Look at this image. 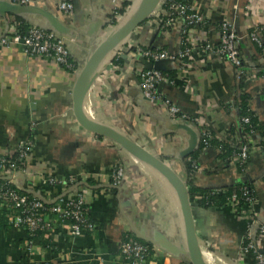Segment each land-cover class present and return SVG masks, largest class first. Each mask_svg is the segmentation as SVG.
<instances>
[{"label": "crops", "instance_id": "crops-1", "mask_svg": "<svg viewBox=\"0 0 264 264\" xmlns=\"http://www.w3.org/2000/svg\"><path fill=\"white\" fill-rule=\"evenodd\" d=\"M62 1L30 0L28 10L19 16L0 14V36L11 35L15 19L20 16L30 25L51 32H57V23L61 30L57 33L74 40L69 44L70 53L80 58L88 51L90 41L106 29L108 17L127 0H79L80 9L72 18L59 12ZM140 1L136 0L118 25L105 33L104 41L129 23ZM192 1L207 24L187 29L185 41L196 49L190 61L162 63V72H174L176 77L172 83L160 84L159 94L194 120L195 127L189 126L198 138L204 130L217 137L232 127L237 129L233 105L244 94L251 96V111L264 122V44L259 47L246 38L254 25H264V0ZM223 19L232 24L240 38V56L252 80L239 82L229 62L200 50L206 42L218 43ZM184 28L183 22L176 21L170 30L162 31L158 19L150 18L136 30L135 42L173 55L181 48ZM121 47L96 69L85 99V115L121 133H141L148 141L159 142L160 151L168 159H178L189 147L191 135L175 130L166 108L151 106L144 100L138 71L146 69V65L134 52L121 55L123 67L114 63L108 66ZM75 82L76 74L51 60L29 56L21 45L0 51V155H12L34 134L36 142L22 174L26 187L52 205L68 195L59 187L47 186V179L75 177L86 193L89 215L98 225L96 233L73 238L68 225L58 223L52 232L36 238L27 252L28 233L10 222L8 230L0 231V264H129L120 255L127 234L142 236L151 245L153 255L146 264H190L174 188L148 164L131 156L119 188L115 192L110 188L112 169L124 155L109 148L111 141L96 137L76 121L72 100ZM121 119L134 124L129 123L134 130L128 132L129 127L123 126ZM219 153L217 147L200 152L197 162L203 175L194 179L195 185L222 188L250 182L257 199L251 210L255 222L252 224L245 217L248 215L242 218L229 208H194L201 254L207 264H255L254 255L243 256L240 248L247 234L257 241L258 228L264 225V151L254 146L242 168L234 162L221 165ZM173 163L181 174L182 165ZM162 240L178 252L164 249ZM260 240L264 251V236Z\"/></svg>", "mask_w": 264, "mask_h": 264}, {"label": "built area", "instance_id": "built-area-1", "mask_svg": "<svg viewBox=\"0 0 264 264\" xmlns=\"http://www.w3.org/2000/svg\"><path fill=\"white\" fill-rule=\"evenodd\" d=\"M13 5H24L29 6L30 0H6ZM164 0L163 3H166ZM58 10L60 13L67 17H73L74 6L71 1L64 0L60 3ZM114 10L112 14L115 13ZM158 13L156 16L152 15L153 18L158 19V26L162 31L166 30L167 27H171L176 21L184 23V30H182V41L181 48L176 54H169L165 51L152 50L140 43L132 45L135 48V56L139 57L146 63L155 65L158 62L163 61H178L184 62L194 57L196 49L190 47L185 39L187 33V26L191 25H206L207 21L192 5L189 7L183 6L178 3H173L169 9H163V5L158 6L156 9ZM118 18V16H117ZM119 18L117 21H119ZM118 23V22H117ZM219 38L217 44H211L209 42L204 43L201 46V52L204 54H215L221 60L229 62L234 68L235 75L238 81L243 83L246 80H252V77L248 78V72L243 64L242 57L239 51L240 38L233 28L232 24L228 23L224 19L219 23ZM32 26V25H31ZM251 43L261 47L264 44V25L256 24L253 26L250 34L246 37ZM74 42L71 38H65L59 35L57 32L48 31L42 27L32 26L31 29L25 34L21 35L17 27L14 25V30L11 35L0 36V51L9 46L21 45L25 48L29 56H39L45 59L51 60L57 65L64 67L70 71L72 65L68 62V57L71 56L69 44ZM121 56V55H120ZM112 63H114L112 61ZM110 63V64H112ZM70 73V72H69ZM76 74L77 72L73 73ZM138 77L140 79V89L143 93L144 100L147 101L151 106L164 107L168 112V119L174 124H191L194 120L187 115L183 114L178 106L172 104V102L163 98L159 92L158 87L163 83H172L171 80L162 71L154 69H143L138 71ZM194 123V122H193ZM242 124H250L249 118H243ZM238 130L234 135L230 134V131L222 133L220 136H215L210 130H204L201 134V144L203 150L209 149L212 146L210 141L216 138L219 141H226L231 143L235 148H238V155L233 160L238 168L244 167L248 163L250 156L254 151V146L260 147L264 151L263 140L259 134L255 131L247 133L241 137ZM33 134V132H32ZM258 137V139H257ZM245 141V144L242 142ZM34 134L30 140L24 145L18 146L17 150L13 153H18L19 162L23 165L27 158L30 156L33 148ZM12 154V155H13ZM11 155H0V178H7L9 185L13 184L14 179L18 175L25 173L24 171H16V167L12 165L9 169L6 168V160L4 157ZM218 162L224 165L219 159ZM169 163V162H168ZM179 167V166H177ZM179 171L182 170L179 167ZM203 175L200 167L198 166L195 179L197 176ZM125 176L123 167L119 165L112 169L111 182L112 187H119ZM195 183V182H194ZM47 186H56L61 188L62 193H68V196L60 198L56 203H53L50 208L46 207V203L33 197L29 199L25 195H21L15 190L9 188H0V199L8 203L6 206L12 212L18 210L19 214H16L11 218V224L18 229L25 230L28 235L30 242L27 243V252L32 250V245L36 239L37 233L44 235L52 232L56 229V225L67 224L69 235L73 238H78L86 234H94L98 230V225L90 219L88 201L86 199V193L81 190L75 177L61 178V177H50L46 181ZM78 187V188H76ZM242 196L246 198V207H239V197L235 194L229 200L228 204L222 208H229L235 212L238 216L248 219L252 224L255 222V218L251 212L253 205L257 199L253 193L246 188L242 190ZM203 196L198 195L196 197L190 196L192 205H197V201ZM217 208V207H216ZM264 236V225H260L258 228L257 241H253L251 236L247 234L245 240L240 248V254L246 256L253 254L255 257V264H264V251L260 247V240ZM256 240V238H255ZM260 242V244H259ZM148 245L135 240L123 241L120 246V255L126 263L129 264H146L150 259L148 256Z\"/></svg>", "mask_w": 264, "mask_h": 264}, {"label": "water", "instance_id": "water-1", "mask_svg": "<svg viewBox=\"0 0 264 264\" xmlns=\"http://www.w3.org/2000/svg\"><path fill=\"white\" fill-rule=\"evenodd\" d=\"M151 0H141L139 5L132 16L129 23L119 31L115 32L107 38L105 41H102L101 44L94 50L85 66L76 76V82L74 85V89L72 92V100H73V114L75 116L76 121L79 123L81 127H83L88 132L92 133L96 137L107 139L117 146H119L122 150L131 154L134 158H137L150 167H152L155 171L160 173L168 183L174 188L177 198L180 202V210L182 213V219L185 227L186 233V242H187V256L190 261V264H207L201 254L200 244L198 241L195 219H194V211L193 206L190 201L189 188L187 186L186 180L181 176L180 173L176 171L172 165L168 162H163L160 160L153 152L143 147L136 141L130 139L123 133L113 129L112 127L98 122L91 121L84 113V104L87 93L89 91L90 85L92 83L93 77L95 76L96 69L104 63L107 57L116 51L120 46H124L131 35L149 18L152 17L153 12L158 8L161 3L163 5L164 0H159L156 6H150ZM163 1V2H162ZM74 6V12H77L80 9L79 0H72ZM28 6L24 5H13L8 1L0 0V14L2 15H13L19 16L25 11L28 10ZM126 15V14H125ZM48 19L53 20L50 16ZM56 23V22H55ZM109 23V22H108ZM55 27L60 28V26L56 23ZM56 29L57 32H61L60 29ZM120 51V50H119ZM118 53V51H117ZM116 54L114 55V57ZM114 57L110 60L113 61ZM109 62V63H110ZM164 62V61H163ZM158 62L155 65L143 63L146 65V69H154L157 71H164L162 63ZM190 124H177L176 128L183 129L187 133L191 135V142L189 147L181 153V158L186 159L193 153H195L199 147L200 142L199 138L191 131L189 126ZM192 127H195V124H191ZM2 180L8 181L10 178H1ZM25 177L24 175H18L13 181V184L23 193L33 196L40 201L45 203V199L37 192L29 189L25 185ZM78 188V187H76ZM119 187H112V189H118ZM74 190V189H73ZM64 193V195H68L71 191ZM60 198L59 197L54 203H56ZM137 238L143 239L141 236H137ZM161 246L169 252L176 253L178 250L173 247L167 240L161 241Z\"/></svg>", "mask_w": 264, "mask_h": 264}, {"label": "trees", "instance_id": "trees-1", "mask_svg": "<svg viewBox=\"0 0 264 264\" xmlns=\"http://www.w3.org/2000/svg\"><path fill=\"white\" fill-rule=\"evenodd\" d=\"M69 1L72 2V0H69ZM192 2H193L192 0H167L166 3H163V9H166V10L169 9V7L173 3H178V4H181L183 6L189 7L192 5ZM134 5H135V2L133 3L130 0L124 1L121 4V6L115 11V13L111 14L108 17L109 23L105 27L106 28L107 27H111V28L115 27L117 25V22H118L117 20L119 18H123L127 11H131L133 9ZM117 16H118V18H117ZM146 23H147V21L144 22L141 26H143ZM15 26L17 27V29L19 30V32L22 36L25 35L32 27L21 16L16 17ZM187 28L188 29L191 28V25L190 26L188 25ZM166 30H170V27H167ZM184 41H185V39H184ZM128 51L134 52L135 48H129ZM93 52L94 51H92V52L86 51V52H84L83 56H81L80 58L78 57V55H76L77 58H75L76 56L71 54L72 56L68 57V62H69V64L72 65V69H70V71L67 69L66 70L72 74L76 73L79 69L81 71ZM113 62L118 67H123L125 65L124 60L122 58H119V56H116V58L113 59ZM262 73H264V70L262 71ZM164 74L167 75V77L170 79H175V77H176V73H174V72H165ZM250 101H251V96L248 94H244V95H241V97L238 98L234 102L233 108L237 112L238 122L236 125L237 129H235V127H232L230 129V134L234 135L238 130H240L239 135L241 137H243L247 133H250L251 131H255L262 138L263 145H264V122L259 121L256 118V116L254 115V113L251 111ZM243 118H249L250 124H242L241 120ZM191 124H194V123L192 122ZM175 125H177V124H175ZM174 128H175V130H183L180 128H176V126ZM172 131H174V130H172ZM123 134L126 135L127 137H129L130 139H132L131 134H129V133H123ZM169 134H171V133H169ZM100 139H102V138H100ZM200 139H201V137H199L200 147L195 153H193L192 155H190L186 159H182L181 155H179L180 157L176 161L177 166L182 165V167H183V170L181 172V176L186 178V183H187V186L189 188V195L192 198L196 197L198 195L203 196L201 199H199L197 201V205H194V206L192 205L193 210L196 207L200 208V209H211V208H216V207L222 208L228 204L231 197H233V195H235V194L239 197V207L245 208L246 207V198L242 196V190L246 188L251 193H253V190H254L253 185L250 182L242 183V184H235V185H232L229 187H222V188H202V187H198L195 185L193 177L196 175L197 168L199 166V164L197 162L199 154L203 150V145L201 144ZM134 141L139 143L137 140H134ZM242 143L245 144V141ZM140 145L143 146V144H140ZM210 145L212 147H217L219 149L220 153L218 155V159L224 165H230L239 153L238 148H235L231 143H227L226 141H219L216 138H214L213 140L210 141ZM143 147H145V146H143ZM145 148H147V147H145ZM147 149L149 150V148H147ZM124 152L127 153L126 151H124ZM127 154L129 156L133 157L131 154H129V153H127ZM155 155L160 160H162L163 162L168 161V155H166L165 152L162 153V151H160L159 154H155ZM4 159L6 160L5 166L7 169H9L12 165H14L16 167V171H24L25 170V166L21 162H19L18 153H15L11 156L4 157ZM111 184H113V183H111ZM0 188L1 189L2 188H9L11 190H15V191L19 192L21 195L27 196L29 199H33V196H30V195H27V194L21 192L14 184L9 185L8 181H6V180H0ZM114 192H115V189H114ZM254 195H255V193H254ZM7 204L8 203H6L0 199V231L1 230H4V231L8 230V226L10 225L11 218L16 213L19 214L18 210H15L16 213L10 211L8 209V207L6 206ZM51 206L52 205L46 204L47 208H50ZM90 219H91V217H90ZM41 236H42L41 233H37L36 238H39ZM129 240H135V241H139L141 243L147 244L145 241H143L140 238H137L133 234H127L124 236L123 241H129ZM147 245H148L147 246L148 247V256H150V258H151L153 255V250H152L151 245H149V244H147Z\"/></svg>", "mask_w": 264, "mask_h": 264}, {"label": "rangeland", "instance_id": "rangeland-1", "mask_svg": "<svg viewBox=\"0 0 264 264\" xmlns=\"http://www.w3.org/2000/svg\"><path fill=\"white\" fill-rule=\"evenodd\" d=\"M130 1H132V2L134 3L136 0H130ZM129 12H130V11H127V12H126V15H127ZM157 13H158V10H155V11L153 12L152 15L156 16ZM151 18H153V16H152ZM149 19H150V18H149ZM149 19H148V20H149ZM118 23H119V21H118ZM118 23H117V25H118ZM117 25H116V26H117ZM116 26H115V27H116ZM115 27H113V28H111V27H107V28L104 29L101 33H99L97 39H95V40L93 39L92 42L90 41V45H89V48H88V52H89V51H91V52L94 51V49L97 48V47L101 44L102 41H104V39H105V33L108 32V31H110V30H113ZM135 33H136V31L131 35V37L128 39L127 43H126L124 46H122V47L120 48V51H118V53H116V56H119V58H121L120 55L124 54L126 51L129 50V48L133 47L132 45H136L135 40L137 39V38H136L137 35H136ZM125 47H126V48H125ZM116 56H115L114 58H116ZM110 63H112V62H110ZM110 63L108 64V66L110 65ZM79 71H80V69L77 71V74H79ZM114 116H116V115L113 114V117H114ZM116 118L118 119V117H116ZM118 120H119V119H118ZM121 123L123 124V126L129 127V131H128V132H132V130H134L131 126H129L130 121H127V122H126V121H124L123 119H121ZM130 124H131V125H134V124H132V123H130ZM130 134H131V133H130ZM131 137H132L133 140H137L140 144H143V146L149 148V150H150L151 152H153L154 154H159V153H160V147H161V145H160L159 142H157V141H154V142H153V141H148L146 138L142 137V134H141V133H140L139 135H138L137 133H133V134L131 135ZM110 145H111V146H110L109 148L115 150V152L118 153V155H119L120 153H123L124 156H121V157H122V158H121V161H120L118 164H119V167H123V168H124V171H125V174H126V173H127V172H126L127 168H126L125 166L128 165V167H129L130 161H132V160L129 158L130 156H129L127 153L123 152L124 150H122L119 146H117V145L114 144L113 142H111ZM118 149H119V150H118ZM123 158L126 159V160H123ZM176 161H177V159H175V158H171V159H168L167 162H169V163L172 165V164H174L173 162L176 163ZM172 167H174V166L172 165ZM127 171H128V170H127ZM183 178H184V180H186L185 177H183ZM167 207H168V206H167ZM166 209H167V208H166ZM168 209H169V208H168Z\"/></svg>", "mask_w": 264, "mask_h": 264}, {"label": "bare ground", "instance_id": "bare-ground-1", "mask_svg": "<svg viewBox=\"0 0 264 264\" xmlns=\"http://www.w3.org/2000/svg\"><path fill=\"white\" fill-rule=\"evenodd\" d=\"M158 2H159V0H151V1H150V6H156V5L158 4ZM135 11H136V8L133 10L132 15L135 13ZM128 20H129V19H128ZM127 24H128V23H127ZM127 24H126V25H127ZM126 25H125V26H126ZM125 26H123L122 28H124ZM122 28H121V29H122ZM119 30H120V29H119ZM119 30H118V31H119ZM116 32H117V31H116Z\"/></svg>", "mask_w": 264, "mask_h": 264}]
</instances>
